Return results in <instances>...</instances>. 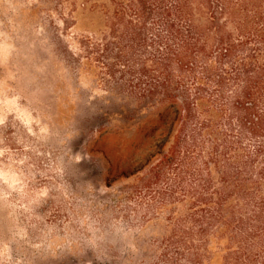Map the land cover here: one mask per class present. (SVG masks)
Masks as SVG:
<instances>
[{
    "label": "trees",
    "instance_id": "16d2710c",
    "mask_svg": "<svg viewBox=\"0 0 264 264\" xmlns=\"http://www.w3.org/2000/svg\"><path fill=\"white\" fill-rule=\"evenodd\" d=\"M69 3L70 70L159 117L120 197L164 216L162 264H264V0H82L105 26L72 34Z\"/></svg>",
    "mask_w": 264,
    "mask_h": 264
},
{
    "label": "rangeland",
    "instance_id": "374dc122",
    "mask_svg": "<svg viewBox=\"0 0 264 264\" xmlns=\"http://www.w3.org/2000/svg\"><path fill=\"white\" fill-rule=\"evenodd\" d=\"M76 1L68 33L103 29ZM69 2L0 0V264H162L164 216L120 197L140 185L159 117L70 70Z\"/></svg>",
    "mask_w": 264,
    "mask_h": 264
}]
</instances>
